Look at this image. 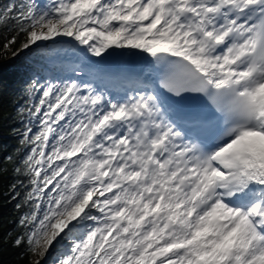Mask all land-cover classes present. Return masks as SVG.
I'll return each mask as SVG.
<instances>
[{
    "label": "snow or ice",
    "instance_id": "obj_1",
    "mask_svg": "<svg viewBox=\"0 0 264 264\" xmlns=\"http://www.w3.org/2000/svg\"><path fill=\"white\" fill-rule=\"evenodd\" d=\"M0 39L17 260L264 264V0H0Z\"/></svg>",
    "mask_w": 264,
    "mask_h": 264
},
{
    "label": "trees",
    "instance_id": "obj_2",
    "mask_svg": "<svg viewBox=\"0 0 264 264\" xmlns=\"http://www.w3.org/2000/svg\"><path fill=\"white\" fill-rule=\"evenodd\" d=\"M0 39V44H2ZM5 60L0 59V84H3L4 95H8L14 91H18L22 84L25 73L18 69L12 71L11 64L1 63ZM5 108L3 104H0V118L4 114ZM11 111V109H8ZM12 127H22L18 122L12 124ZM18 135H10L9 127L6 122L0 119V161H3L4 157L13 151L17 146ZM11 181V166L9 165V175L5 179L0 177V192L3 191V187L6 183ZM12 203H8L3 195H0V264H31V260L25 257L23 260H17L18 254L22 251V248H16L11 246V241L7 245L3 244L5 233L13 231V239L20 229L17 227V219L20 216L19 212H16ZM8 221H11L10 223Z\"/></svg>",
    "mask_w": 264,
    "mask_h": 264
}]
</instances>
